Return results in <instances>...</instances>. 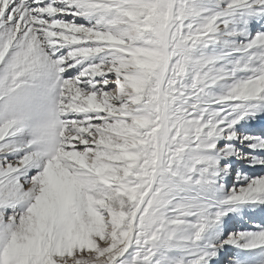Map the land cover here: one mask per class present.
Instances as JSON below:
<instances>
[{"label": "snow or ice", "instance_id": "6c2138e0", "mask_svg": "<svg viewBox=\"0 0 264 264\" xmlns=\"http://www.w3.org/2000/svg\"><path fill=\"white\" fill-rule=\"evenodd\" d=\"M0 264H264V0H0Z\"/></svg>", "mask_w": 264, "mask_h": 264}]
</instances>
